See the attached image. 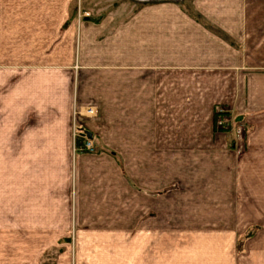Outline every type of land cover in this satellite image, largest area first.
<instances>
[{"label": "crops", "instance_id": "crops-1", "mask_svg": "<svg viewBox=\"0 0 264 264\" xmlns=\"http://www.w3.org/2000/svg\"><path fill=\"white\" fill-rule=\"evenodd\" d=\"M93 2L0 0V158L6 159L0 169V264H45L53 250L52 264H68L72 231L55 211L62 203L60 171L55 165L49 172L54 182L46 197L45 159L72 153L67 204L80 227L79 253L107 255L90 259L91 264H215L211 255L218 248L197 239L204 231L158 229L152 195L159 185V158H213L217 169L229 170L232 190H264V116L259 118L264 114V18L210 25L187 21L180 27L188 31L186 37L175 40L173 25L167 23L168 33L166 25L147 16L157 13L155 3L137 10L114 0L96 16L85 7ZM83 12L90 15L82 17ZM127 12L140 16L132 19ZM129 44L136 51L127 52ZM203 69L217 71L215 77L243 79L241 91L233 88L241 94L240 105L235 98L225 102L235 104L247 124L241 154L214 133L213 103L190 105V94L207 90L199 81L190 84L205 78ZM174 94L186 97L175 102ZM75 105L94 110L95 116L78 118L77 124L86 127L80 135L87 133L97 143L96 154H77L73 147ZM191 109L201 118L198 129L190 130ZM15 159L33 161L31 166L21 161L19 170ZM164 166L167 185L173 167ZM237 193L235 204H244ZM131 219L134 226L139 222L132 231L116 227ZM127 237L134 239L130 252L122 246ZM175 237L182 241L175 244ZM91 243L95 246H86Z\"/></svg>", "mask_w": 264, "mask_h": 264}, {"label": "rangeland", "instance_id": "rangeland-1", "mask_svg": "<svg viewBox=\"0 0 264 264\" xmlns=\"http://www.w3.org/2000/svg\"><path fill=\"white\" fill-rule=\"evenodd\" d=\"M117 2L126 3V7L134 6L138 10L139 6L157 4V13L147 16H151L152 20L156 19L160 25H166L165 30L168 33L171 32L167 23L173 25L174 28V39L180 40L186 37L188 31L183 28V25L187 21H200L201 23H208L209 25L213 22H224V21H238V22H261L264 18V0H116ZM114 0H94L90 5L85 7L90 8L89 10L94 11L96 16L105 12V8L113 4ZM200 6L201 10L204 9L206 13H192L191 11L196 7ZM132 8V9H133ZM144 9V8H143ZM263 9V10H262ZM86 10V9H85ZM195 11V9H194ZM237 11V12H236ZM100 13V14H99ZM125 14L135 17L140 16L138 13L127 12ZM90 13L83 12L82 17L88 16ZM139 19V18H138ZM129 22V21H127ZM218 32V31H215ZM208 33L214 34L213 30H208ZM243 36L245 30L241 31ZM238 34V33H237ZM219 37L217 34H215ZM239 36V35H238ZM159 49L161 46H158ZM164 48V47H163ZM175 50L177 46L173 47ZM127 52H134L136 48L129 44L126 46ZM100 50V49H99ZM132 50V51H131ZM210 69H203L200 73L204 74L205 78L191 79L190 84L195 85L197 81L201 85L205 84L206 92L201 94H190V105L198 106V104L204 105L205 102L209 103L208 106L213 103L215 117L214 122V133L222 136L229 145V149L235 148L239 151L238 154L242 153L245 136L247 135V124L245 121L240 119L238 116V107L234 104V108L230 107L229 100L240 105L241 94L239 92L241 78H219L215 77L214 74L217 71H209ZM180 80V79H179ZM176 82V79H175ZM223 86L222 94L219 92ZM239 86L238 94L233 91V88ZM185 95L174 94L175 102L179 101L177 97ZM223 99V103L221 101ZM190 106V107H191ZM79 108V109H78ZM81 108V109H80ZM90 107H77L73 109V126H72V144L79 149L80 144L85 140V137L80 135V128L85 129L86 127L78 125V118L85 119L87 117L95 116L94 114L88 115L87 110ZM237 109V110H236ZM93 110V109H92ZM190 121L193 125L191 128L196 127V123L199 124L201 118H197V110L191 109ZM93 113V112H92ZM195 114V115H194ZM201 114V113H200ZM259 113V118H262ZM178 118L175 112V119ZM198 125L196 129H198ZM161 129H159L160 131ZM242 130L241 137L237 135V132ZM74 134L77 135L76 141ZM81 143H80V142ZM94 143V150L91 152H80L77 149V154H96L98 150L97 143ZM176 144V143H175ZM242 148V149H241ZM171 151V150H170ZM71 157H63L61 159H45L46 164V186L47 192L46 197L49 195V187H53V179L49 172L54 171L53 167L56 165L57 170L60 171V182L56 179V182L61 185V205L55 206V211L59 217H63V225L70 226L72 237L70 239V250L67 255L68 264H91L92 259H100L102 253H79L78 239L75 238L77 230L79 232V224H76L73 219L72 207L67 204L68 196L67 188L72 181V164L74 162V153ZM176 154V153H175ZM174 155V154H173ZM118 160H121L116 155ZM6 159L0 158V169L5 167ZM19 160L18 169L22 170L21 161L25 163V166H31L33 159H15ZM41 164H42V159ZM224 162V161H223ZM161 165V166H160ZM164 165L173 167V173H170L172 181L165 184L166 168ZM219 168V167H217ZM214 165L213 158L206 156H191V157H179L177 155L173 157H160L159 158V173L158 180L159 185L156 192L152 195L157 200V224L158 229H172L174 231L181 230H195L204 231L205 236L197 237L200 241H204V244L210 242L213 246L218 249L214 254L211 255L215 264L217 258H220V264H264V190H232L229 179V170L220 171ZM3 171V169H2ZM223 173V174H220ZM54 173V172H53ZM169 173V172H168ZM4 175V171H3ZM58 173L56 174V176ZM224 178L223 182L218 183V178ZM227 178V180H225ZM236 192L238 194L239 203L236 202ZM244 192V194H243ZM235 193V194H234ZM51 194V193H50ZM69 194V193H68ZM67 198V199H66ZM235 198V199H234ZM68 207V209H67ZM47 207V212H48ZM70 208V209H69ZM67 211H70L71 216L66 215ZM48 214V213H47ZM64 217H68V220L64 221ZM126 217H131L127 216ZM79 223V222H78ZM92 224V223H91ZM134 220H130L127 224L116 223L117 228H124L125 231H132L137 228L139 222L134 226ZM167 224V227L164 225ZM93 227V226H92ZM231 234L232 236H229ZM202 235V234H200ZM228 235V236H227ZM211 236V237H210ZM213 236V237H212ZM126 243L122 246L127 247L125 252H130V248L133 245V238L122 239ZM196 240V238H195ZM182 239L174 238L176 244ZM86 246H95L94 243L87 244ZM85 246V247H86ZM76 248V250H75ZM91 249V248H85ZM175 252H177L175 250ZM57 256L56 250L46 254L43 261L45 264L55 263ZM118 256V255H114ZM216 257V259L214 258ZM91 261L89 262V260ZM95 264H102L98 260ZM107 264H114L107 263ZM211 264V263H210Z\"/></svg>", "mask_w": 264, "mask_h": 264}, {"label": "built area", "instance_id": "built-area-1", "mask_svg": "<svg viewBox=\"0 0 264 264\" xmlns=\"http://www.w3.org/2000/svg\"><path fill=\"white\" fill-rule=\"evenodd\" d=\"M90 112H93L92 114H94V110H92L91 108H89L87 110V114L92 115V114H89ZM242 133H243V131L239 130L237 132V135L239 134L238 136L241 137ZM82 136L85 137V140L82 143V145L80 144L79 149L76 148V150L78 149V151H80V152H91V151H93L94 150V143H93L92 139H89L86 135H82ZM76 138H77V135L74 134V139L76 140Z\"/></svg>", "mask_w": 264, "mask_h": 264}, {"label": "water", "instance_id": "water-1", "mask_svg": "<svg viewBox=\"0 0 264 264\" xmlns=\"http://www.w3.org/2000/svg\"><path fill=\"white\" fill-rule=\"evenodd\" d=\"M88 137L91 138V135L88 134Z\"/></svg>", "mask_w": 264, "mask_h": 264}, {"label": "bare ground", "instance_id": "bare-ground-1", "mask_svg": "<svg viewBox=\"0 0 264 264\" xmlns=\"http://www.w3.org/2000/svg\"><path fill=\"white\" fill-rule=\"evenodd\" d=\"M89 114H92V112H90Z\"/></svg>", "mask_w": 264, "mask_h": 264}]
</instances>
